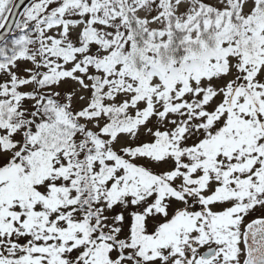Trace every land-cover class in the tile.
<instances>
[{"label": "snow or ice", "instance_id": "snow-or-ice-1", "mask_svg": "<svg viewBox=\"0 0 264 264\" xmlns=\"http://www.w3.org/2000/svg\"><path fill=\"white\" fill-rule=\"evenodd\" d=\"M0 264H264V0H0Z\"/></svg>", "mask_w": 264, "mask_h": 264}]
</instances>
